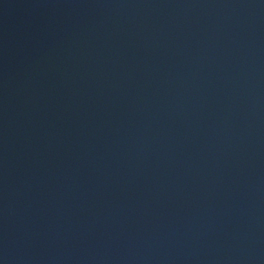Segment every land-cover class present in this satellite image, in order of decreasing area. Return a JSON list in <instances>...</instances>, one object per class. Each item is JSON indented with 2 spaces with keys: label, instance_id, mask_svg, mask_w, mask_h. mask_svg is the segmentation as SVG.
<instances>
[{
  "label": "water",
  "instance_id": "obj_1",
  "mask_svg": "<svg viewBox=\"0 0 264 264\" xmlns=\"http://www.w3.org/2000/svg\"><path fill=\"white\" fill-rule=\"evenodd\" d=\"M0 264H264V0H0Z\"/></svg>",
  "mask_w": 264,
  "mask_h": 264
}]
</instances>
